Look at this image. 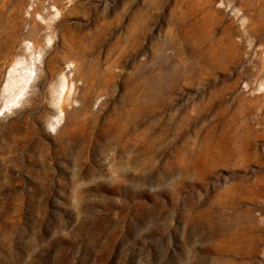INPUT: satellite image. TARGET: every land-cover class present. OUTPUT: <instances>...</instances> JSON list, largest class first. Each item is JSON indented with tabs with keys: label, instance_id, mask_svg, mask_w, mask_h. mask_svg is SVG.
<instances>
[{
	"label": "rangeland",
	"instance_id": "374dc122",
	"mask_svg": "<svg viewBox=\"0 0 264 264\" xmlns=\"http://www.w3.org/2000/svg\"><path fill=\"white\" fill-rule=\"evenodd\" d=\"M0 264H264V0H0Z\"/></svg>",
	"mask_w": 264,
	"mask_h": 264
}]
</instances>
